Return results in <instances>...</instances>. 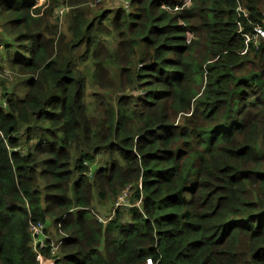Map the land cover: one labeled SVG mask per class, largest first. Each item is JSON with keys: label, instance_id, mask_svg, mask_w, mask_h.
I'll return each mask as SVG.
<instances>
[{"label": "trees", "instance_id": "trees-1", "mask_svg": "<svg viewBox=\"0 0 264 264\" xmlns=\"http://www.w3.org/2000/svg\"><path fill=\"white\" fill-rule=\"evenodd\" d=\"M188 1L0 0V264H264V0Z\"/></svg>", "mask_w": 264, "mask_h": 264}, {"label": "built area", "instance_id": "built-area-1", "mask_svg": "<svg viewBox=\"0 0 264 264\" xmlns=\"http://www.w3.org/2000/svg\"><path fill=\"white\" fill-rule=\"evenodd\" d=\"M99 1V0H98ZM122 5H124L125 7L129 8L131 6V0H118ZM189 2V1H188ZM128 4V5H126ZM63 12V11H62ZM62 14V13H61ZM262 36H264V30L262 31ZM132 193H133V190H132V186L131 185H128L116 198L114 204H115V209L114 211H116V209H120V208H130V207H133L135 205H138V204H133L131 202V196H132ZM97 216L99 218V220L101 222H107L111 219V215L108 217V218H105L101 215H99L97 213ZM33 232L36 236V242L37 244H39V247L40 248H43L46 246V241H45V237H44V240L40 238V235L43 233V224L42 223H38L34 229H33ZM58 247L59 245H56V244H52L51 246V251H52V254H57V251H58Z\"/></svg>", "mask_w": 264, "mask_h": 264}, {"label": "rangeland", "instance_id": "rangeland-1", "mask_svg": "<svg viewBox=\"0 0 264 264\" xmlns=\"http://www.w3.org/2000/svg\"><path fill=\"white\" fill-rule=\"evenodd\" d=\"M104 2L103 4H98V6L99 7H106L107 8V10H111V7L112 8H119L120 7V5H118V4H121L118 0V2L116 3V1L115 0H100V2ZM190 1V0H189ZM43 2V0H41V3ZM100 2H97V3H100ZM122 5V4H121ZM126 5H128V4H126ZM127 8V7H126ZM132 9V7L130 6L129 8H127V9ZM61 13H62V10H59L58 11V13H57V15H61ZM1 51H3L2 49H0ZM0 80H3V77H0ZM10 82H12V86H11V88L13 89L14 88V86L17 84V79H16V77H12V79L10 80ZM20 83V80L18 81V84ZM9 85H10V83H9ZM5 86H3V85H1L0 84V91H2V89L4 88ZM19 92H20V94L21 95H24L25 94V92H26V87H24V86H22L21 87V89L19 90ZM133 93L135 94V95H137L138 93H139V90H135V91H133ZM89 105L90 106H92V104H91V102H89ZM112 204V203H111ZM114 209H115V204L113 203V206L111 205L110 207H106V208H104V207H99V208H97L96 209V212L99 214V215H101V216H103V217H105V218H108L110 215L111 216H113L114 215ZM112 211V212H111ZM45 230V226L43 225V233L40 235V238L41 239H43L44 240V237H45V241H47V236H51L52 237V239H53V241H55L56 242V240L54 239V235H55V233H56V230L53 228V227H48L47 228V232H45L44 231Z\"/></svg>", "mask_w": 264, "mask_h": 264}, {"label": "crops", "instance_id": "crops-1", "mask_svg": "<svg viewBox=\"0 0 264 264\" xmlns=\"http://www.w3.org/2000/svg\"><path fill=\"white\" fill-rule=\"evenodd\" d=\"M116 1V3L118 2L117 0H115Z\"/></svg>", "mask_w": 264, "mask_h": 264}]
</instances>
